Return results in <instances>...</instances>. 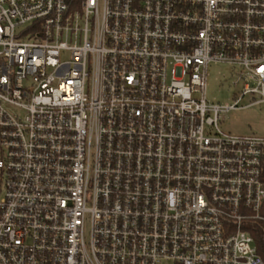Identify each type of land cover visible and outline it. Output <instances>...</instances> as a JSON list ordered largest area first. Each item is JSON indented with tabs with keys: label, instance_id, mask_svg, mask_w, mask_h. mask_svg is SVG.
I'll return each instance as SVG.
<instances>
[{
	"label": "built area",
	"instance_id": "2783aa9c",
	"mask_svg": "<svg viewBox=\"0 0 264 264\" xmlns=\"http://www.w3.org/2000/svg\"><path fill=\"white\" fill-rule=\"evenodd\" d=\"M264 0H0V264H264Z\"/></svg>",
	"mask_w": 264,
	"mask_h": 264
},
{
	"label": "rangeland",
	"instance_id": "374dc122",
	"mask_svg": "<svg viewBox=\"0 0 264 264\" xmlns=\"http://www.w3.org/2000/svg\"><path fill=\"white\" fill-rule=\"evenodd\" d=\"M239 69L225 64H211L208 68L207 97L222 105L237 104L223 115L219 125L223 131L236 135L264 137V102L257 95L241 97L243 80Z\"/></svg>",
	"mask_w": 264,
	"mask_h": 264
},
{
	"label": "trees",
	"instance_id": "16d2710c",
	"mask_svg": "<svg viewBox=\"0 0 264 264\" xmlns=\"http://www.w3.org/2000/svg\"><path fill=\"white\" fill-rule=\"evenodd\" d=\"M253 235L255 237L258 252L264 259V224L258 225Z\"/></svg>",
	"mask_w": 264,
	"mask_h": 264
}]
</instances>
